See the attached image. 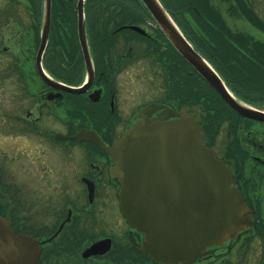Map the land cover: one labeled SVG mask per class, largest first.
I'll list each match as a JSON object with an SVG mask.
<instances>
[{
	"label": "flooded vegetation",
	"instance_id": "af4514ba",
	"mask_svg": "<svg viewBox=\"0 0 264 264\" xmlns=\"http://www.w3.org/2000/svg\"><path fill=\"white\" fill-rule=\"evenodd\" d=\"M196 1L227 23L232 52L242 39L264 48V0ZM142 13L138 0H0V247L5 236L25 239L22 249L14 241L11 264L27 253L33 264H264V122L224 101L229 119L208 144L254 225L167 262L140 249L144 235L122 213L107 149L143 117L186 112L185 67ZM81 16L95 77L76 83L86 70ZM139 64L146 79H120ZM81 85L83 92L71 90ZM233 94L264 111V99ZM194 110L202 119L200 101ZM83 130L103 144L79 137Z\"/></svg>",
	"mask_w": 264,
	"mask_h": 264
},
{
	"label": "water",
	"instance_id": "95a60500",
	"mask_svg": "<svg viewBox=\"0 0 264 264\" xmlns=\"http://www.w3.org/2000/svg\"><path fill=\"white\" fill-rule=\"evenodd\" d=\"M140 1L173 48L235 112L264 122V112L244 106L232 97L158 0ZM133 29L143 33L138 27ZM79 33L89 82L94 78V70L82 16ZM84 88L71 90L81 93ZM167 112L166 118L137 120L107 150L113 163L111 175L120 183L122 213L131 228L144 235L140 249L168 262L193 258L207 244L232 238L237 231L252 227L253 221L229 170L205 145L201 126L187 113L169 109ZM86 134L85 131L79 136ZM14 241L19 248L25 247L23 237L12 235L9 240L5 236V245L0 247L4 251L0 264H11L9 250L15 246ZM26 248L32 249L29 244ZM32 262L31 253H27L26 260L17 261L18 264Z\"/></svg>",
	"mask_w": 264,
	"mask_h": 264
},
{
	"label": "trees",
	"instance_id": "16d2710c",
	"mask_svg": "<svg viewBox=\"0 0 264 264\" xmlns=\"http://www.w3.org/2000/svg\"><path fill=\"white\" fill-rule=\"evenodd\" d=\"M161 2L185 38L216 70L232 91L243 98L248 94L249 97L264 99V48L252 50L246 45L247 40L242 39L235 42L237 49L232 52L230 29L215 9L202 7L196 0H170V2L161 0ZM139 7L143 10L140 18L144 16L149 18L140 3ZM156 31L164 40L160 31L158 29ZM167 46L185 67L183 95L186 104L191 107L196 101H200L203 111L201 125L209 145L208 142L217 134L220 125L229 119V109L216 92L181 60L172 47ZM176 64L178 65L177 62ZM82 77L83 72H77L76 83L80 82ZM192 111L194 113L195 110Z\"/></svg>",
	"mask_w": 264,
	"mask_h": 264
},
{
	"label": "rangeland",
	"instance_id": "374dc122",
	"mask_svg": "<svg viewBox=\"0 0 264 264\" xmlns=\"http://www.w3.org/2000/svg\"><path fill=\"white\" fill-rule=\"evenodd\" d=\"M148 26H151L150 24H148ZM143 68V65L142 64H139L138 68H132L126 72H124L120 79L122 81H131V80H144L147 78V72L145 70L142 69ZM190 108L187 104H186V111H189L190 112ZM222 131L223 133H225L226 131V127L223 126L222 127ZM222 133V135H223Z\"/></svg>",
	"mask_w": 264,
	"mask_h": 264
}]
</instances>
